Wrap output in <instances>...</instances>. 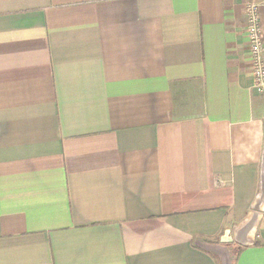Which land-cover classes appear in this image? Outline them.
I'll return each instance as SVG.
<instances>
[{
  "label": "crops",
  "instance_id": "obj_1",
  "mask_svg": "<svg viewBox=\"0 0 264 264\" xmlns=\"http://www.w3.org/2000/svg\"><path fill=\"white\" fill-rule=\"evenodd\" d=\"M249 4L0 0V264H264Z\"/></svg>",
  "mask_w": 264,
  "mask_h": 264
},
{
  "label": "built area",
  "instance_id": "obj_2",
  "mask_svg": "<svg viewBox=\"0 0 264 264\" xmlns=\"http://www.w3.org/2000/svg\"><path fill=\"white\" fill-rule=\"evenodd\" d=\"M262 10H264V4H249L244 9L247 53L252 81L257 91H263L264 88V32L261 24Z\"/></svg>",
  "mask_w": 264,
  "mask_h": 264
}]
</instances>
